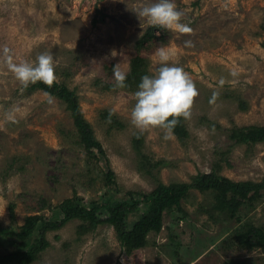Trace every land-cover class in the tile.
<instances>
[{"label": "rangeland", "instance_id": "obj_1", "mask_svg": "<svg viewBox=\"0 0 264 264\" xmlns=\"http://www.w3.org/2000/svg\"><path fill=\"white\" fill-rule=\"evenodd\" d=\"M152 2L0 0L1 228L18 234L28 218L57 220L68 200L97 205L101 219L123 216L131 226L154 208L144 199L158 183L189 184L212 172L236 183L264 181V143L239 145L229 138L234 129L264 126V0H175L192 31L158 29L139 51L152 26L137 10ZM162 46L173 50L170 63L182 66L198 91L190 116L179 118L182 137L171 131L165 139L159 126L135 127L130 114L137 86L118 87L113 76L118 63L127 78L138 51L142 71L155 74ZM5 48L12 62L53 55L56 80L77 94L105 158L80 143L57 96L29 91L33 83L24 87L16 79ZM136 137L143 138L140 151ZM140 157L166 165L144 167ZM212 197L191 190L181 203L186 214H167L162 231L149 233L147 245L131 253L111 225L87 223L83 231V219L69 221L46 233L50 247L32 264H264V246L243 245L238 234L264 231V196L238 211L213 208ZM21 245L1 240L0 256Z\"/></svg>", "mask_w": 264, "mask_h": 264}, {"label": "trees", "instance_id": "obj_2", "mask_svg": "<svg viewBox=\"0 0 264 264\" xmlns=\"http://www.w3.org/2000/svg\"><path fill=\"white\" fill-rule=\"evenodd\" d=\"M158 29L161 28L152 26L146 32V35L140 41V44H138L137 48L139 51L142 49V46L140 45H144L156 37L155 33ZM139 51L135 58L132 59L131 71L125 80V87H132V89H135L136 86H138L141 77L146 74L142 71L143 59L140 57L141 52ZM27 89L29 91L39 90L46 94L57 96L64 104H66L67 109L73 118L80 143L84 146L87 152L92 153L93 151H96L105 158L103 146L96 138L90 124L84 118L80 108L79 98L74 91H71L66 85L60 84L56 79L51 86L38 81L33 83ZM172 132L176 136L182 137L184 130L180 127L179 122L173 128ZM229 138L239 145L264 143V126H250L242 129H234L229 135ZM142 143L143 138L136 137V140L134 141V149L140 151V145ZM139 159L142 160L141 163L144 167H147V165L148 167L166 165L161 162L152 165L147 162L148 158L146 157H140ZM145 173L147 176H152V173L147 169L145 170ZM114 175L115 174L112 171L107 173V177L111 182H113ZM191 190L200 191L207 196L212 193V206L219 211H236V209L238 211L249 202L258 201L264 196V181L262 183H236L218 175L216 172H212L196 176L189 184L174 183L171 185H164L158 183L152 194L150 196H145L144 199L146 202L151 200L154 204V208L146 209L131 226L124 221L123 216L101 219L99 214H101L102 209L97 205L88 209L80 201L68 200L61 207V218H58L57 220L46 221L39 216L28 218L26 225L19 230L18 234H15L12 229H4L0 227V241H5L9 238V240L16 239L19 242L24 243V246L21 245L23 246L21 250H14L12 253L1 255L0 264H32L36 262L40 254L50 247L49 242L45 238L46 233L50 230L59 229L69 221L75 219H83L84 226L81 227L83 231H86L85 229L88 226L87 223L92 227L104 223L111 225L117 234L119 242L129 253L144 248L147 245L146 242L149 233L154 232L159 234L162 231L164 228V219L167 214H173L174 212L186 214L181 203L183 199L189 197ZM132 205H136L135 200H132ZM104 207L110 209L108 205ZM182 219L179 218L178 221ZM37 232L38 235L35 239L33 237ZM238 234L242 240L245 241L240 242L243 245L251 247L264 246V231L261 229H253L246 234L243 230H240ZM30 239H32V243H29ZM14 242L15 244L17 243L16 241ZM5 243L7 242H2L1 245H4Z\"/></svg>", "mask_w": 264, "mask_h": 264}, {"label": "clouds", "instance_id": "obj_3", "mask_svg": "<svg viewBox=\"0 0 264 264\" xmlns=\"http://www.w3.org/2000/svg\"><path fill=\"white\" fill-rule=\"evenodd\" d=\"M137 14L147 20L151 26L173 30L181 34L192 31L189 24L184 23V13L175 0H155L137 10ZM185 47H191L190 40L184 41ZM4 54L8 59V68L24 87L38 81L51 86L56 79L54 57L50 52L41 53L35 62H12L9 50ZM158 68L155 74H145L134 93L135 104L131 109L132 124L143 130L151 126H159L166 130L165 139L179 122V118H188L194 97L198 95L195 83L190 74L182 66L170 63L173 50L168 46L156 49ZM113 76L118 87H125L126 73L119 64L112 67ZM235 75V73H233ZM221 85L224 80L219 82ZM218 93H213V100Z\"/></svg>", "mask_w": 264, "mask_h": 264}]
</instances>
